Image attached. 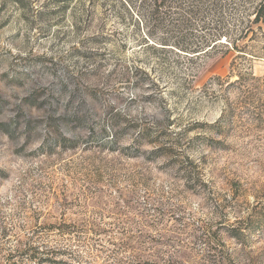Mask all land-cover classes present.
Instances as JSON below:
<instances>
[{
  "label": "rangeland",
  "instance_id": "374dc122",
  "mask_svg": "<svg viewBox=\"0 0 264 264\" xmlns=\"http://www.w3.org/2000/svg\"><path fill=\"white\" fill-rule=\"evenodd\" d=\"M129 1L0 0V264L141 233V264H264L260 0L201 56Z\"/></svg>",
  "mask_w": 264,
  "mask_h": 264
},
{
  "label": "trees",
  "instance_id": "16d2710c",
  "mask_svg": "<svg viewBox=\"0 0 264 264\" xmlns=\"http://www.w3.org/2000/svg\"><path fill=\"white\" fill-rule=\"evenodd\" d=\"M69 2L73 0H67ZM127 4L132 5L129 0H124ZM141 3H145L147 6V14L140 17L141 23H149L147 28L151 31L148 33L147 39L152 36L158 35L160 37L159 43L153 41L154 45L160 44L163 47H173L177 50V54L186 53L196 56L206 54L210 47L216 46L213 43V39H205L193 37L192 34H188L189 31L198 29L210 28L211 25H215L217 29L224 30L225 23H236L239 20H229V17L233 13H241V17L244 13H247L249 6L253 5V0H140ZM256 17L254 23H258L261 20L262 12L264 11V0L256 6ZM259 11V12H258ZM223 28V29H222ZM216 38V37H214ZM150 42V40H149ZM147 42V44H149ZM173 45H170L172 44ZM231 49H242V45L236 42L227 44ZM136 72L141 70L136 69ZM140 81H138L139 83ZM140 84V83H139ZM157 87L158 84L154 83ZM143 234L135 235L133 237H127L125 241L119 243V246L112 240L104 243L103 239L99 237V234L88 237L83 235L73 236L67 240L65 253L69 262L67 264H96V260L102 258L105 260V264H141L139 261L140 253L137 247L133 246V243L140 242L143 239ZM119 256H122L123 260H119ZM53 264L57 262L52 261ZM111 262V263H109ZM114 262V263H113Z\"/></svg>",
  "mask_w": 264,
  "mask_h": 264
}]
</instances>
